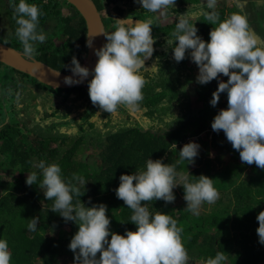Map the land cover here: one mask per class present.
<instances>
[{
    "label": "trees",
    "instance_id": "obj_1",
    "mask_svg": "<svg viewBox=\"0 0 264 264\" xmlns=\"http://www.w3.org/2000/svg\"><path fill=\"white\" fill-rule=\"evenodd\" d=\"M25 2L40 9L38 31L43 29L45 21L51 20L60 29L57 33L60 31L59 35L64 38L57 50H49L51 43L48 49H45V42L37 43L35 59L65 74L71 73L64 66L70 65L73 56L84 66L86 28L76 9L65 0ZM13 3L18 4L19 0H0V8L7 15L11 28L9 40L2 42L23 53V46L14 35L17 25L13 19ZM64 5L73 12V15L69 12L66 19L60 14ZM215 11L221 20L233 12L244 15L236 6L233 9L216 7ZM248 25L250 29L249 22ZM215 26L202 15L201 24L196 27L197 35L208 42L209 32ZM155 30H168L163 32L166 41L175 27ZM260 31L264 33V30ZM188 61L191 59L186 52L183 61L175 62L169 46L166 50L156 51L152 65L157 62L160 71L142 73L146 83L139 107L131 110L121 104L111 114L91 103L88 95L90 79L70 89H52L0 63V170L8 166L12 172L10 181L0 179V239L8 243L10 264H73V252L68 244L78 225L65 222L59 213L50 210L53 201L45 200L38 187L42 181L41 170L37 167L33 170L39 161L58 164L62 179L66 181L73 174L84 177V187L76 184L81 196L73 195V205L78 199L86 207L105 204L110 231L124 235L126 230L135 231L136 225L130 222L132 210L116 197L114 190L119 186L121 174L144 170L147 159H161L164 164L174 165L178 174L187 170L194 177L211 178L219 192V199L211 209L196 216L183 207L182 186L173 189L175 201L172 203L163 200L142 202L150 213L169 214L177 221V227L183 229L181 239L188 252V264L214 258L218 251L226 253L223 264H264V245L259 243L256 233V216L264 210V170L255 164L242 163L238 151L232 148L223 131L217 133L211 129L213 117L220 109L227 108V94L222 93L218 104L211 106L209 102L218 80L197 84L198 67ZM227 79L219 74V80L226 82ZM36 87L73 96L77 109L72 119L75 134L63 136L58 129L60 126L44 130L38 123H31L33 120L28 121L26 101L28 96L33 98L30 95ZM190 91L194 96L192 106ZM169 114L178 118L172 125L173 118ZM95 115L104 118L107 132L102 141L99 134L89 139L90 146L97 151L98 161L95 169L86 170L81 168L78 156L86 144V133H94L95 126L87 120ZM39 121L43 123L41 119ZM190 141L200 145L194 164L179 160V150ZM52 143L55 146L51 147ZM32 172L37 173V182L29 186L25 181ZM33 217H38L39 223L37 230L30 232L27 224Z\"/></svg>",
    "mask_w": 264,
    "mask_h": 264
},
{
    "label": "clouds",
    "instance_id": "obj_2",
    "mask_svg": "<svg viewBox=\"0 0 264 264\" xmlns=\"http://www.w3.org/2000/svg\"><path fill=\"white\" fill-rule=\"evenodd\" d=\"M137 2L144 10L158 15H164L175 4V0ZM216 4L217 0H201L199 5L192 6L199 10L197 13L179 15L175 30L165 43L171 48L177 63L183 61L188 53L199 70L195 77L197 84L218 80L209 103L215 107L220 95L226 93L227 108L220 109L213 117L211 129L217 133L223 131L232 148L238 151L242 163L255 164L264 170V47L258 46L251 35L244 15L233 12L221 20L215 11ZM11 7L17 25L14 35L22 44L24 55L32 58L36 44L46 41L45 31L37 30L40 9L25 0L13 3ZM194 15H203L210 24L217 25L210 30L208 42L197 35L194 22L189 23ZM129 21L132 20L115 19L114 31L99 33L104 35L106 43L99 49H93L98 59L91 72L81 66L75 56L71 58L70 65L64 66L72 73L63 78L65 85H78L92 76L88 81L90 101L110 114L121 104L136 110L143 100L142 89L146 83L142 70L153 74L160 71L157 62L150 68L145 67V60L154 52L152 19ZM86 46L92 47V39L86 41ZM219 74L228 77L227 81L219 80ZM55 75L59 76V72ZM169 115L173 118L172 125L178 118ZM199 148L195 142L184 144L179 150V160L194 164ZM35 166L42 175L38 187L45 200L53 201L50 210L59 213L65 222L72 221L78 225L68 244L73 252V264H188V252L181 239L183 229L177 227V221L169 214L150 213L142 202L163 200L172 203L175 201L173 189L182 186L187 205L185 210L199 215L203 203L211 205L219 199L213 179L204 175L194 177L187 170L178 174L174 165L164 164L161 159H147L144 170L121 174L119 186L114 190L116 197L132 210L130 222L136 225L135 231L126 230L124 235H120L110 231L105 204L86 207L78 199L73 205V195L81 196L76 184L84 187V177L73 174L66 181L62 179L58 164H46L41 160ZM36 182L37 173H28L25 183L32 186ZM256 219L259 243L264 245V210L257 214ZM38 223V217L29 219L28 230L35 232ZM226 259V253L218 251L214 258L201 260L199 264H223ZM10 260L8 243L0 239V264H10Z\"/></svg>",
    "mask_w": 264,
    "mask_h": 264
},
{
    "label": "flooded vegetation",
    "instance_id": "obj_3",
    "mask_svg": "<svg viewBox=\"0 0 264 264\" xmlns=\"http://www.w3.org/2000/svg\"><path fill=\"white\" fill-rule=\"evenodd\" d=\"M91 1L94 4L96 10L98 11L105 32L114 31L112 25L115 23V19L128 18L132 20L129 21L128 23H135L136 22L135 20L152 19L153 23H152L151 34L155 38V43L153 45L154 52L152 57L149 58L148 61L145 63L146 68L151 67L152 62L154 60V54L156 51L166 50L168 47V45L165 43L166 35L163 33V32H167L168 30L156 31L155 28L165 29V28L175 27L176 24L178 23L179 15H184L186 12L197 13L199 10L192 6L199 5L201 3L200 0H175V4L172 6V8H169L164 15H158L144 10L140 5V3L137 2V0H91ZM227 1L229 0H217L216 7L218 8L224 7L228 9H233L235 6L238 7L240 10L243 11V14L247 18V21L249 22L250 26L253 29L255 28V30L258 32L256 33L260 34V36L264 34L262 33V31H260V29L261 30L264 29L259 28L258 23L255 22L257 20L256 16H260L262 14V11H264V7H258L256 10L254 9L252 13L251 11H247L246 9V3H248L249 0L229 1L228 4ZM260 4L264 5V0H261ZM253 6H254L253 8H256L255 4ZM69 12L70 14L72 13L71 15H73L72 10L68 8L66 5L62 6L60 9V14L65 19L68 15H70ZM0 13L1 15H3V19L1 20L2 22H0V42L3 43L2 41L7 39L9 40L8 35L10 34L11 28H10V23L8 21V17L1 8H0ZM201 16L202 15L192 16L191 19H189V23L191 24L194 22L195 27L200 26ZM194 18H197V21ZM43 29L46 35L45 49H48L50 43L52 44V48L51 47L49 48L50 51L61 48L64 42V38L61 37V35H59L60 31L57 33V31L60 29L57 28L55 22L51 20L45 21L43 25ZM249 31L251 32L250 29ZM263 41L264 39L262 40V42ZM158 42L160 43L159 45ZM263 46L264 45L261 44V47ZM37 54L38 53H35L32 59L36 60L35 57L37 56ZM85 59H86V54H85ZM188 63L190 64L191 61H188ZM142 73L145 74L146 71L142 70ZM50 88L56 89L53 87ZM50 88L42 90V88L36 87L35 90H32L30 95L33 96V98L29 96L27 97V99H29L28 104L31 107H32L31 104H34L31 110L28 108V113H29L28 121L33 120L31 121V123H38L39 128H43L44 130L49 129L52 126L53 127L60 126L58 129L62 132L63 136L67 135L68 137L69 135L75 134V130H73L74 129L73 127L75 125L72 124L73 123L72 119L75 117V112H77V109H76V104H73V100H72L73 96L71 94L67 96L62 91L59 92V91L51 90ZM56 118H62V119L57 120ZM63 118L65 119L63 120ZM40 119L43 121V123L39 121ZM87 122L89 124H93L95 126V129L93 130L94 133H86V144L83 146L84 149L81 154L90 150L91 152H93L95 156H97V151L95 147L92 148L90 146L91 143L89 139L99 134L98 138L102 141L104 139V134L107 132V126H105L104 118L99 115H95L94 117L89 118ZM99 143L101 142L99 141ZM50 146L53 147L55 145L54 143H52ZM80 165H82V162H80ZM96 167H92V166L88 167L87 164L86 166H81V168L86 170L95 169Z\"/></svg>",
    "mask_w": 264,
    "mask_h": 264
},
{
    "label": "water",
    "instance_id": "obj_4",
    "mask_svg": "<svg viewBox=\"0 0 264 264\" xmlns=\"http://www.w3.org/2000/svg\"><path fill=\"white\" fill-rule=\"evenodd\" d=\"M65 1L66 3L74 7L76 11L80 14L82 19L84 20L85 28H86L85 44L88 39H92V47L90 48L86 46V59L84 63V67H87L91 72L98 59L94 55L93 49L94 48L99 49L106 43L104 35L99 34L100 32H105L103 24L101 22L98 11L96 10L91 0H65ZM251 35L254 37L252 33ZM257 39H259V37L255 38L258 44L259 41ZM147 61L148 59L145 60V63ZM0 63L35 79L40 84L62 90L80 86L84 84L87 80L92 78V76L89 75V77L86 78V80H84L82 83L78 85H73V86L65 85L63 82V78L65 76H71L72 73L65 74L56 71L42 64L39 61L26 57L22 53L14 50L10 46L5 45L1 42H0ZM58 72H59V76H56L55 74ZM73 78L78 79V77H73Z\"/></svg>",
    "mask_w": 264,
    "mask_h": 264
},
{
    "label": "rangeland",
    "instance_id": "obj_5",
    "mask_svg": "<svg viewBox=\"0 0 264 264\" xmlns=\"http://www.w3.org/2000/svg\"><path fill=\"white\" fill-rule=\"evenodd\" d=\"M229 1H235V0H229ZM229 1H227V4L229 3ZM246 1V0H245ZM200 2H201V0H200ZM260 2H261V0H249L248 1V3H246V9H247V11H251L252 13H253V10L255 9H257L258 7H264V5H262V4H260ZM220 4H222V3H220ZM255 4V7L256 8H253L254 5ZM229 6V5H228ZM256 18H257V20L255 21V22H257L258 23V25H259V28H263L264 29V11H262V14L260 15V16H256ZM3 19V15H1V13H0V22H2L1 20ZM196 21H197V18H194ZM257 28V27H256ZM250 30H251V33L252 34H254L255 36V38L257 37H259V39H257L259 42H258V45H264V41L262 42V40L264 39V34L263 35H261L260 36V34H257L258 32L255 30V28L253 29L252 27L250 28ZM257 32V33H256ZM259 35V36H258ZM264 47V46H263ZM189 94H190V102H191V106L193 105V100H194V96L192 95V92L190 91L189 92ZM28 102L29 101H26V105H29L28 104ZM40 103H41V101H40ZM32 105V107L29 105V109L31 110V108H33V105L34 104H31ZM57 120H60V119H62V118H56ZM65 118H63V120H64ZM33 126V125H32ZM212 156V152L210 151V153H209V157H211ZM79 160H80V162H82V165L81 166H86V164L88 165V167H96V165H97V161H98V157L97 156H95L94 154H93V152H91L90 150L89 151H87V152H85V153H83V154H81L79 157ZM225 159H227V158H225ZM36 169V166L34 165L33 166V170H35ZM0 179L1 180H3V181H10L11 179H12V172H11V170H10V168L8 167V166H6V167H3L1 170H0ZM181 200H183V202H184V208H186V201L182 198ZM181 202V201H180ZM214 204H211V205H209L208 203H203L202 204V206H201V208H200V214L199 215H203V214H205L206 212H208L210 209H211V207L213 206ZM191 213V212H190ZM192 214V213H191ZM193 215V214H192ZM196 216V215H195ZM71 263V262H70ZM69 262H68V264H70Z\"/></svg>",
    "mask_w": 264,
    "mask_h": 264
}]
</instances>
